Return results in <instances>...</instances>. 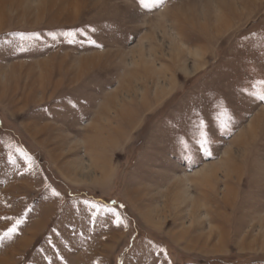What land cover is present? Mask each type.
Returning <instances> with one entry per match:
<instances>
[{"label":"rangeland","instance_id":"1","mask_svg":"<svg viewBox=\"0 0 264 264\" xmlns=\"http://www.w3.org/2000/svg\"><path fill=\"white\" fill-rule=\"evenodd\" d=\"M17 1L0 264H264V0Z\"/></svg>","mask_w":264,"mask_h":264},{"label":"snow or ice","instance_id":"2","mask_svg":"<svg viewBox=\"0 0 264 264\" xmlns=\"http://www.w3.org/2000/svg\"><path fill=\"white\" fill-rule=\"evenodd\" d=\"M164 2V0H139L140 5H142V7L148 9V8H152L154 6L160 5ZM80 32H83V30H78ZM92 31L94 32L95 29H92ZM77 33L75 31L73 32H68V33H63V35H68V36H75ZM90 43L92 44H96L95 40H90ZM20 50L23 51V45L21 44L20 46ZM97 47H102V45L97 44ZM255 99L264 102V92L258 93L255 96ZM200 148L198 149V151H203V153L205 155H211V151L208 147L209 145V140L207 138V134L206 133H201V139L198 141ZM23 155L27 158L28 160V170L31 171L32 170V159L31 157H29L27 155V153H23ZM12 163L15 164L16 161L13 159ZM52 195L53 196H60V193L56 190L52 191ZM87 203V202H86ZM95 207V205H94ZM114 213V215L116 216V223L117 225H120L121 223H123V221L120 219V214L118 212H115L114 209L110 210ZM11 219V218H10ZM24 223V219H15V223L13 224V226L11 228H9L7 231H4L2 233H0V247L4 246L5 241L7 240H11L13 238V236L15 234L18 233L19 230V225Z\"/></svg>","mask_w":264,"mask_h":264},{"label":"crops","instance_id":"3","mask_svg":"<svg viewBox=\"0 0 264 264\" xmlns=\"http://www.w3.org/2000/svg\"><path fill=\"white\" fill-rule=\"evenodd\" d=\"M57 102L56 101H53V104L55 105ZM40 107H43V108H41L40 110H41V112H45V111H47L48 110V108L49 107H47V106H45L44 107V105L43 106H40ZM135 111H136V109H135ZM133 120V119H132ZM138 120V114H137V112H135V118H134V120L132 121V123L131 124H127V123H124L123 124V126L125 127V129H127V128H129V127H132V125L134 126V124H135V121H137ZM131 122V121H130ZM122 126V127H123ZM0 127H1V124H0ZM9 133L7 132H4V131H1L0 132V145L1 146H9L10 145V141H9ZM14 144H15V142H14Z\"/></svg>","mask_w":264,"mask_h":264},{"label":"bare ground","instance_id":"4","mask_svg":"<svg viewBox=\"0 0 264 264\" xmlns=\"http://www.w3.org/2000/svg\"><path fill=\"white\" fill-rule=\"evenodd\" d=\"M16 2H18V1L16 0ZM0 11H1V14H3V10L1 9ZM123 109H124V108H123Z\"/></svg>","mask_w":264,"mask_h":264}]
</instances>
